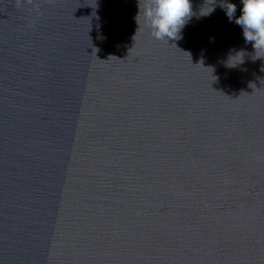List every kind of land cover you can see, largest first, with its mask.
Wrapping results in <instances>:
<instances>
[{
	"label": "water",
	"instance_id": "water-1",
	"mask_svg": "<svg viewBox=\"0 0 264 264\" xmlns=\"http://www.w3.org/2000/svg\"><path fill=\"white\" fill-rule=\"evenodd\" d=\"M35 2L0 0V264H264L241 0H190L168 43L141 0Z\"/></svg>",
	"mask_w": 264,
	"mask_h": 264
},
{
	"label": "clouds",
	"instance_id": "clouds-1",
	"mask_svg": "<svg viewBox=\"0 0 264 264\" xmlns=\"http://www.w3.org/2000/svg\"><path fill=\"white\" fill-rule=\"evenodd\" d=\"M44 2L51 3L52 0H44ZM241 4V14L234 22L242 28L245 43L251 42L255 53L253 57L255 59L264 58V0H241ZM22 6L26 8L31 6L29 11H34L39 15L40 5L35 0H23V5L22 0H15V7L21 8ZM220 7L231 22L237 11L236 5L224 0ZM213 10L210 7L206 15ZM192 15L190 0H141L138 3L137 17H142L143 25L149 30V34L154 39L167 43L169 40L180 38L181 29ZM243 55L244 53L241 51L233 57L240 56V63H242Z\"/></svg>",
	"mask_w": 264,
	"mask_h": 264
}]
</instances>
